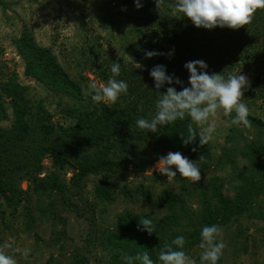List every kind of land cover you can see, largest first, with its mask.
<instances>
[{
    "label": "trees",
    "instance_id": "16d2710c",
    "mask_svg": "<svg viewBox=\"0 0 264 264\" xmlns=\"http://www.w3.org/2000/svg\"><path fill=\"white\" fill-rule=\"evenodd\" d=\"M118 1L130 5L127 14L130 27L123 30L122 37L126 40L130 36L136 38L125 45L127 51L135 56L136 62L110 55L106 48L94 43L88 48L84 47L78 58L79 65L94 71L106 84L113 77L112 65L121 64L120 74L114 78L126 82L128 91L120 94L114 104L84 101L80 85L59 64L49 48L37 45L30 34L24 33L19 39L18 46L26 72L51 91L72 94L82 103L81 107L76 105L67 109L68 114L74 115L77 120L62 124L53 119L42 100L29 94L15 74L0 77V119L11 120L9 126L0 124V194L10 205L18 206L21 202L23 191L20 184L23 180L33 182L34 190L41 193L55 189L72 207L79 206L78 201L84 198L91 181L95 183V195L103 203L115 198L118 186L120 192L130 199L133 191L125 181L131 171H145L170 151H179L191 158L192 149L200 146L199 137L187 146L182 143L180 133L187 134V125L192 123L187 116L184 120L158 128V132L140 129L136 125L138 119L150 120L155 115L156 102L167 87H176L180 91L183 86H190V73L184 65L189 61L204 60L209 74L222 73L227 77L245 66L259 69V65L264 63L263 56L255 57L251 53L254 46L259 47V43L264 41V9H258L252 22L239 29L219 26L206 29L197 28L183 13L173 16V0H164L162 13L157 10L155 0H141L143 6L139 9L135 0ZM145 50L165 55L147 58ZM168 53L173 54L166 55ZM136 63L142 67L136 68ZM156 65L166 66L167 73L175 74L183 85L166 84L160 90L155 89V82L149 73ZM263 77L262 74L258 75L259 79ZM234 116L235 113L228 117L232 120ZM248 118L261 122L259 118ZM261 125L264 126L262 122ZM193 127L199 131L197 125L193 124ZM250 154V165L254 169L264 154V148L261 151L252 150ZM45 158H51L52 169L43 176L47 169ZM234 167L242 185L238 188L237 199L225 195L222 185L215 183L220 178L215 177V188L211 192H201V211L183 208L178 204L183 196L164 190L155 202L167 203L170 213L160 219L154 215H143L153 220L155 230L167 233L169 229L166 227L172 226L175 238L184 236V252L194 240L201 238L204 226L216 225L221 228L237 222V237H243L245 230L241 220L248 215L264 219V178L261 175L254 178L237 164ZM70 170L73 175L68 181L64 173ZM146 195L153 200L152 192ZM53 206V201L49 202L47 211L55 218L58 213H55ZM143 215L134 217L126 213L121 218V224L128 227L129 232L124 235L113 233L107 245H102L99 240L95 243L92 241L93 248L88 247V252L94 254L97 260L95 264H125L122 254L135 255L137 251H147L149 255L152 254L154 264L157 260L162 264L158 257L163 247H158L160 250L156 252L151 242L154 235L137 228ZM183 218L194 224L195 234L186 228ZM102 247L109 252L117 247L119 250L107 253L110 258L106 260ZM82 264H90L89 258L86 257Z\"/></svg>",
    "mask_w": 264,
    "mask_h": 264
},
{
    "label": "rangeland",
    "instance_id": "374dc122",
    "mask_svg": "<svg viewBox=\"0 0 264 264\" xmlns=\"http://www.w3.org/2000/svg\"><path fill=\"white\" fill-rule=\"evenodd\" d=\"M129 9L130 5L118 0H0V77L15 74L31 96L43 101L55 121L62 124L75 122L77 118L69 115L67 109L76 105L81 107L82 102L72 94L51 91L28 74L19 50V39L24 33L30 34L37 45L49 48L59 64L80 85L83 100L103 104V101L93 102L88 94V84L91 81L98 85L106 83L94 71L79 65L78 58L84 47L88 48L94 43L106 48L111 52L110 55L135 63V56L127 51L125 45L136 38L130 36L126 40L122 37L123 30L130 27L127 19ZM259 44V47H253L252 56L264 57V41ZM259 66V69L245 66L234 74L239 73L248 78L249 86L242 89V102L249 108V116L259 118L264 125V77L258 78L259 74L264 76V63ZM7 106L12 112L11 104ZM250 121V127L234 125L229 117L223 115L222 110L209 118V123L216 126L212 140L204 148L199 146L188 158L197 162L201 171V180L195 183L180 174L168 181L166 175L155 170L156 161L143 172L129 173L125 183L133 191L130 199L120 192L118 186L115 198L103 203L95 195V183L91 181L86 187L84 198L78 201L79 206L72 207L55 189L41 193L34 190L33 182L23 180L20 184L22 200L18 206L10 205L0 194V251L11 256L16 264H82L86 257L90 264H95L97 260L94 254L88 252V247L93 248L92 241L95 243L96 240L107 245L113 233L124 235L129 232V228L121 224V218L126 213L134 217L140 214L154 215L156 219L170 213L167 203L155 202L164 190L177 192L183 196L178 201L180 206L197 211L203 209L201 192H211L215 183L222 185L225 195L237 199L238 188L242 185L235 175L237 169L234 164L254 178L259 175L264 178V154L258 166L253 169L250 165L251 151L264 148V126L261 122ZM10 122L0 119V124L4 126H9ZM201 156L203 160H200ZM44 163L47 169L42 173L43 176L52 169L51 158H45ZM72 175L71 170L64 173L68 181ZM215 177L220 178L219 182L214 183ZM149 191L152 192L153 200L146 195ZM51 201L55 213H58L55 218L47 211V204ZM248 216L240 221L245 230L243 237H237V222L219 228L221 235L217 236V242L222 239L225 248L217 264H264V219ZM182 220L186 228L193 232L194 224L187 218ZM171 227H166L169 229L167 233L159 230L152 233L154 239L151 242L156 252L160 250L158 247L171 244L175 239ZM5 243L11 247H4ZM200 243L201 238L186 248L189 264H202L201 255L205 250L200 248ZM25 250L28 252L27 257L22 254ZM102 250L106 252L104 259L109 260L107 253L119 248L112 252L103 247ZM155 264H159L158 260Z\"/></svg>",
    "mask_w": 264,
    "mask_h": 264
},
{
    "label": "clouds",
    "instance_id": "9594fccd",
    "mask_svg": "<svg viewBox=\"0 0 264 264\" xmlns=\"http://www.w3.org/2000/svg\"><path fill=\"white\" fill-rule=\"evenodd\" d=\"M155 3L157 10L162 13L164 0H155ZM135 4L138 9L143 6L141 0H135ZM258 9H264V0H173L172 15L183 13L184 17L189 18L197 28L214 29L219 26L239 29L252 22ZM172 54L166 55L171 56ZM145 55L147 58H152L165 54L145 50ZM120 67V63L112 65L113 77L109 78L106 85H98L95 81L88 84V94L91 95L93 102L103 101L114 104L120 94L127 93L128 84L114 78L119 76ZM141 67V64L136 63V68ZM184 67L190 73L188 79L190 86H183L180 91L176 87L169 86L166 91L161 92L162 95L156 102L155 115L150 120L141 118L136 121V125L140 129L158 132V128L170 125L177 120H184L187 116L191 118L192 123L187 125V134L180 133L182 143L187 146L199 137V145L203 147L213 138L216 126L209 123V118L216 116L218 110H222L225 117L235 113L231 120L234 125L251 126V121L248 119L249 108L242 102V89L249 86L248 78L245 75L238 73L225 77L222 73L209 74L206 71L208 65L204 60L189 61ZM149 74L155 82V89L158 90L166 84L183 85V81L175 74L167 73L164 65L154 66ZM193 124L198 126L199 131L193 127ZM196 150V148L192 149V151ZM200 160H203V156L200 157ZM173 167L181 177L189 179L193 183L201 180V171L197 162L191 161L179 151H170L166 156H160L155 170L166 175L170 181L177 176V171H173ZM137 228L139 231H146L149 235L155 232L153 220L146 217H140ZM218 235L221 233L216 225L202 228L200 248L205 250L201 255L202 264L204 262L217 264L220 259L225 244L222 239L217 242ZM185 243L184 236L176 237L171 244L166 243L159 253V261L162 264H189V258L182 250ZM4 247H11V245L5 243ZM22 254L27 257V250ZM121 258L125 264H154L147 251H137L135 255L124 253ZM0 264H16V261L5 252L0 251Z\"/></svg>",
    "mask_w": 264,
    "mask_h": 264
}]
</instances>
